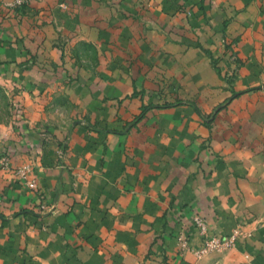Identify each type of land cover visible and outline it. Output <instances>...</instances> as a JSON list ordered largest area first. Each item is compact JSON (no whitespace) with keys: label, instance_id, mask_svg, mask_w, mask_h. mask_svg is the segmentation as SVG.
<instances>
[{"label":"crops","instance_id":"crops-1","mask_svg":"<svg viewBox=\"0 0 264 264\" xmlns=\"http://www.w3.org/2000/svg\"><path fill=\"white\" fill-rule=\"evenodd\" d=\"M7 1L0 264H264V0Z\"/></svg>","mask_w":264,"mask_h":264},{"label":"built area","instance_id":"built-area-1","mask_svg":"<svg viewBox=\"0 0 264 264\" xmlns=\"http://www.w3.org/2000/svg\"><path fill=\"white\" fill-rule=\"evenodd\" d=\"M29 1L30 0H8L4 4L9 8H21L28 4ZM30 169L31 166L27 163L16 168H11L9 156L6 153H0V171H10L16 179L24 183L26 186L35 188V181L28 176ZM41 207H44V205H41ZM192 222L201 239L198 247L191 250L194 257L197 259L212 251H223L234 247L238 236L241 235L238 228H235L230 234H211L209 232L207 221L200 214H194ZM178 241L182 249H190L187 239L182 234L178 236Z\"/></svg>","mask_w":264,"mask_h":264},{"label":"rangeland","instance_id":"rangeland-1","mask_svg":"<svg viewBox=\"0 0 264 264\" xmlns=\"http://www.w3.org/2000/svg\"><path fill=\"white\" fill-rule=\"evenodd\" d=\"M6 6V5H5ZM8 7V6H7ZM89 63H93L91 59ZM20 86L0 83V125L19 124L24 116V103L20 98ZM62 106L67 108L68 103L62 100Z\"/></svg>","mask_w":264,"mask_h":264}]
</instances>
